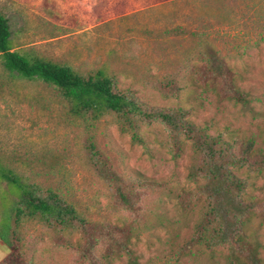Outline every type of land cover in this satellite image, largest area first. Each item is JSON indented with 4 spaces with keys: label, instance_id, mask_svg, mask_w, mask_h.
Segmentation results:
<instances>
[{
    "label": "rangeland",
    "instance_id": "obj_1",
    "mask_svg": "<svg viewBox=\"0 0 264 264\" xmlns=\"http://www.w3.org/2000/svg\"><path fill=\"white\" fill-rule=\"evenodd\" d=\"M0 12L10 21L16 49H34L85 73L106 66L118 86L134 91L146 106L192 110L190 120L210 126L211 134L237 148L254 140L256 150L264 149V0H0ZM192 33L217 46L248 104L220 102L201 90L193 93L191 85L180 97L160 92L161 83L183 76L194 61L198 41ZM140 133L146 146L134 143L111 117L91 133L70 125L52 88L7 72L0 60V156L7 164L60 192L96 223L130 222L91 167L93 137L118 175L141 173L160 183L141 200V229L132 240L139 264H226L227 248L212 254L189 245L200 206L186 213L170 194L197 187L189 177L190 143L172 148L160 123L143 125ZM236 174L247 180L249 199L264 204V172ZM252 227L264 263V221ZM18 230L26 264H78L76 253L47 227L23 222ZM70 241L80 242V235ZM8 256L0 242V264Z\"/></svg>",
    "mask_w": 264,
    "mask_h": 264
},
{
    "label": "trees",
    "instance_id": "obj_2",
    "mask_svg": "<svg viewBox=\"0 0 264 264\" xmlns=\"http://www.w3.org/2000/svg\"><path fill=\"white\" fill-rule=\"evenodd\" d=\"M192 34L198 41L194 61H189L183 76L175 75L161 83L160 92L180 97L191 85L193 93L201 90L220 102L248 104V93L237 85L234 70L217 46L202 34ZM12 36L10 21L0 12V60L4 68L21 79L40 81L52 88L70 125L91 133L96 124L111 117L134 143L146 146L141 127L160 123L169 132L172 148L180 151L185 142L190 143L194 164L189 177L197 187L170 191L184 212L200 206L189 245L212 254L227 248L226 264H264L252 227L255 221H264V204L249 199L247 180L236 174L244 169L263 173L264 149L256 150L254 140L237 148L223 136L211 134L210 126L190 120L192 110L146 106L134 91L121 89L106 66L80 72L44 58L34 49H16ZM93 139L88 145L91 167L111 190L117 209L131 215L132 220L121 225L96 223L66 196L43 187L0 156V242L9 251L2 264H26L19 248L22 240L18 228L23 222H36L54 232L59 243L76 253L78 264L124 260L139 264L132 240L141 229V200L147 190L160 183L141 173L118 175ZM74 234L81 238L76 244L70 241Z\"/></svg>",
    "mask_w": 264,
    "mask_h": 264
}]
</instances>
